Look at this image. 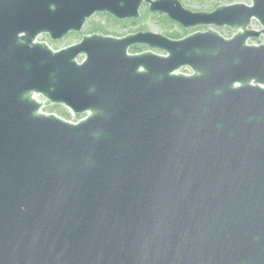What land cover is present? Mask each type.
Wrapping results in <instances>:
<instances>
[{"label": "water", "instance_id": "95a60500", "mask_svg": "<svg viewBox=\"0 0 264 264\" xmlns=\"http://www.w3.org/2000/svg\"><path fill=\"white\" fill-rule=\"evenodd\" d=\"M143 5L207 28L38 40ZM260 36L264 0H0V264H264Z\"/></svg>", "mask_w": 264, "mask_h": 264}, {"label": "rangeland", "instance_id": "374dc122", "mask_svg": "<svg viewBox=\"0 0 264 264\" xmlns=\"http://www.w3.org/2000/svg\"><path fill=\"white\" fill-rule=\"evenodd\" d=\"M181 4L190 9V10H197V11H211L216 6L224 5L232 2H243V3H249L250 0H179ZM141 17L137 20H116L112 16L108 14H95L91 18H89L82 30L78 33H70L65 38H63L60 41H51L46 35H40L38 37L39 41H45L47 42L51 48L53 49H59L63 48L64 46H68L70 44L78 42L81 37L85 34H89L92 32H96L98 30H101L109 35L120 37L127 33H131L134 31H152L156 33H160L163 35H179L181 37L195 32V31H204L207 27H196V28H190V29H184L177 25L176 23L172 22L169 23L166 21L165 17H163L161 14L158 13H150L147 9V5H143L140 9ZM252 29H259L260 26L256 21H252L251 25L249 26ZM221 35L224 37H231V35L234 33L233 30L229 28H221L217 29ZM180 37V38H181ZM253 41H264V37L260 36L257 39H252ZM145 50L142 46H133L130 48V52H140ZM79 57V59H81ZM186 70H189L187 68H184ZM43 111L47 112H60L64 115H66L68 118L79 120L84 117L83 114H73L69 111L65 106L63 105H50L47 107H44L42 109Z\"/></svg>", "mask_w": 264, "mask_h": 264}, {"label": "flooded vegetation", "instance_id": "af4514ba", "mask_svg": "<svg viewBox=\"0 0 264 264\" xmlns=\"http://www.w3.org/2000/svg\"><path fill=\"white\" fill-rule=\"evenodd\" d=\"M159 14V13H158ZM162 15V14H161ZM164 16V15H163ZM166 17V16H165ZM136 32H138V31H136ZM92 33H100V34H103V35H109V34H107V33H105V32H103V31H101V30H98V31H96V32H92ZM131 33H135V32H131ZM70 34V33H69ZM68 34V35H69ZM89 34H91V33H89ZM127 34H129V33H127ZM126 35V34H125ZM109 36H112V35H109ZM124 36V35H123ZM114 37H116V36H114ZM121 37V36H120ZM175 39V38H174ZM74 44V43H73ZM71 45V44H70ZM136 46V45H135ZM138 46H140V45H138ZM64 47H66V46H64ZM143 48H145V50H143V51H146L147 50V47H145V46H142ZM54 50H56V49H54ZM143 51H140V52H143ZM130 52V51H129ZM140 52H137V53H140ZM131 53V52H130Z\"/></svg>", "mask_w": 264, "mask_h": 264}, {"label": "trees", "instance_id": "16d2710c", "mask_svg": "<svg viewBox=\"0 0 264 264\" xmlns=\"http://www.w3.org/2000/svg\"><path fill=\"white\" fill-rule=\"evenodd\" d=\"M162 16H163V15H162ZM163 17H165V16H163ZM165 19H166L167 22L172 23V21H170L167 17H165ZM167 36L170 37V38H175V39L181 37V36H179V35H169V34H168Z\"/></svg>", "mask_w": 264, "mask_h": 264}, {"label": "built area", "instance_id": "2783aa9c", "mask_svg": "<svg viewBox=\"0 0 264 264\" xmlns=\"http://www.w3.org/2000/svg\"><path fill=\"white\" fill-rule=\"evenodd\" d=\"M70 111V110H69ZM71 112V111H70Z\"/></svg>", "mask_w": 264, "mask_h": 264}]
</instances>
